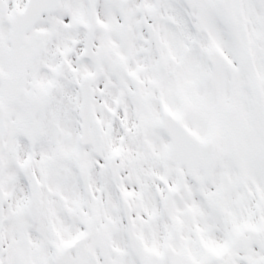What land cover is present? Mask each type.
I'll list each match as a JSON object with an SVG mask.
<instances>
[{
	"label": "snow or ice",
	"instance_id": "obj_1",
	"mask_svg": "<svg viewBox=\"0 0 264 264\" xmlns=\"http://www.w3.org/2000/svg\"><path fill=\"white\" fill-rule=\"evenodd\" d=\"M0 264H264V0H0Z\"/></svg>",
	"mask_w": 264,
	"mask_h": 264
}]
</instances>
